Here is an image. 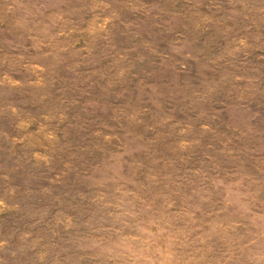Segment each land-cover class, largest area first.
<instances>
[{
    "label": "rangeland",
    "instance_id": "374dc122",
    "mask_svg": "<svg viewBox=\"0 0 264 264\" xmlns=\"http://www.w3.org/2000/svg\"><path fill=\"white\" fill-rule=\"evenodd\" d=\"M0 264H264V0H0Z\"/></svg>",
    "mask_w": 264,
    "mask_h": 264
}]
</instances>
